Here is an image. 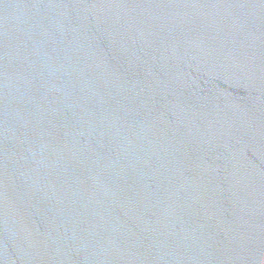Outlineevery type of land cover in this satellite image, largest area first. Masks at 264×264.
Wrapping results in <instances>:
<instances>
[{
	"label": "water",
	"instance_id": "water-1",
	"mask_svg": "<svg viewBox=\"0 0 264 264\" xmlns=\"http://www.w3.org/2000/svg\"><path fill=\"white\" fill-rule=\"evenodd\" d=\"M0 264H264L239 0H0Z\"/></svg>",
	"mask_w": 264,
	"mask_h": 264
}]
</instances>
